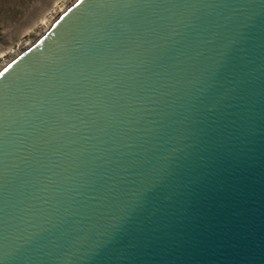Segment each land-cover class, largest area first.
<instances>
[{
	"label": "water",
	"instance_id": "water-1",
	"mask_svg": "<svg viewBox=\"0 0 264 264\" xmlns=\"http://www.w3.org/2000/svg\"><path fill=\"white\" fill-rule=\"evenodd\" d=\"M0 264H264V0H75L2 66Z\"/></svg>",
	"mask_w": 264,
	"mask_h": 264
},
{
	"label": "rangeland",
	"instance_id": "rangeland-1",
	"mask_svg": "<svg viewBox=\"0 0 264 264\" xmlns=\"http://www.w3.org/2000/svg\"><path fill=\"white\" fill-rule=\"evenodd\" d=\"M74 1V0H73ZM68 0H0V64L3 65L43 31Z\"/></svg>",
	"mask_w": 264,
	"mask_h": 264
},
{
	"label": "bare ground",
	"instance_id": "bare-ground-1",
	"mask_svg": "<svg viewBox=\"0 0 264 264\" xmlns=\"http://www.w3.org/2000/svg\"><path fill=\"white\" fill-rule=\"evenodd\" d=\"M69 2L68 3H66V5L64 6V7H62L61 9H59L56 13H55V15H53L47 22H46V24H45V28L43 29V31H41L37 36H36V38L33 40V41H31V42H29L27 45H26V47H24V48H19V49H17V53L16 52H14V56H12L11 57V59H9V61L10 60H12V59H14V58H16L18 55H20L21 53H23L24 51H26V50H28L31 46H33L35 43H37L43 36H44V34L47 32V30L49 29V27L52 25V23L54 22V20L56 19V17L57 16H59L65 9H67L74 1L73 0H68ZM8 61V62H9ZM5 64H7V62L5 63ZM5 64H3V65H1L0 64V69L2 68V66H4Z\"/></svg>",
	"mask_w": 264,
	"mask_h": 264
}]
</instances>
